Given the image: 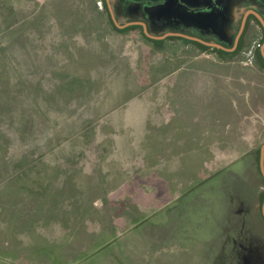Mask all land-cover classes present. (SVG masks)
<instances>
[{"label": "crops", "instance_id": "obj_1", "mask_svg": "<svg viewBox=\"0 0 264 264\" xmlns=\"http://www.w3.org/2000/svg\"><path fill=\"white\" fill-rule=\"evenodd\" d=\"M110 1L119 22H145L154 36L171 32L167 23L175 17L178 24L173 23V33L195 37L198 29L220 23L216 15H187L173 0ZM207 1L228 11L230 32L221 42L227 48L233 47L243 11L255 10L264 18V0H241L235 10L229 8L235 0ZM44 2L52 9L47 14L54 17L55 4L52 0ZM82 3L71 2L81 9ZM77 20L73 21L96 22L97 14ZM108 31L110 36L102 35L97 25H76L65 29L63 36L93 39L90 48L82 43L90 62H98V48L110 56L107 61L112 63L113 73L107 84L128 87L112 94V101L122 103L113 110L117 116L115 111L122 108L121 126L113 127V132L128 135L127 141L110 144L113 156L105 160L106 169L98 167L102 165L99 161L88 169L80 165L74 169V179L69 180L66 169L58 163L59 183L63 184L43 196L41 204L48 208L46 213L57 216L65 213L67 197L73 208L82 205L83 197H88L90 204L91 183L103 181L97 177L99 172L105 175V204V196L116 200V205L123 202V221L112 222L105 233L111 264H118L120 255L123 264H225L227 253L242 247L243 239L246 245L251 239L264 191L252 174L259 172L257 152L264 145V65L257 58L253 41L245 34L240 48L221 54L182 40L167 41L169 38L160 40V46L145 38L131 41L130 34L136 30ZM210 34L205 41L219 44ZM132 43L152 55L163 45L173 44V63L153 56L159 63L153 61L152 74L139 77L130 64L134 61L129 53ZM74 46L81 47L79 41H74ZM138 55L136 68L143 61ZM170 63L173 67L168 66ZM163 69L170 72L160 75L158 71ZM210 167L221 169L211 171ZM44 227L33 222L18 229L25 230L26 238L23 246L20 244L24 257L15 255L16 264L44 260L50 246V238L39 232ZM168 247H173V255L163 254Z\"/></svg>", "mask_w": 264, "mask_h": 264}, {"label": "rangeland", "instance_id": "obj_2", "mask_svg": "<svg viewBox=\"0 0 264 264\" xmlns=\"http://www.w3.org/2000/svg\"><path fill=\"white\" fill-rule=\"evenodd\" d=\"M44 1L0 0V264H16L15 255L24 257L20 244L23 246L26 232L18 229L31 226L33 222L40 228L44 224V229L39 232L50 238L44 260H34V264H111V255L107 254L105 248L109 238L105 233L112 222L123 221V202L121 200L116 205V200H109L105 196L106 205L102 200L105 175L98 172V179L104 182L91 183L94 189L89 191L90 204L89 198L83 197L82 205L73 208L67 197L65 213L61 211L59 216L46 213L48 208L41 204V198L51 195L59 184H63L59 183L58 163L66 169L69 180L74 179V169L80 165L88 169L90 164L93 166L95 161H99L98 164L102 165L98 167L106 169L105 160L113 156L110 144L127 141L128 135L113 132V127L121 126L122 108L115 111L119 112L117 116H114L113 110L121 107L122 103L111 98L112 94L122 93L128 87L107 84L112 81L113 73L112 63L107 61L109 55L103 54L98 46L99 60L97 63L90 62L88 50L82 43H87V48H90L93 39L63 36L65 29H72L76 25L79 28H94L97 25L102 35H107L108 30H115L114 23L103 0H82V9L72 5V0H52L55 4L54 17L47 14L52 9ZM173 1L179 4L175 6L179 11L194 18L219 17V26L200 28L196 35L207 40V33H211L222 44L230 32L227 9L214 1ZM241 2L235 0L229 8L238 9ZM65 3L70 4L65 7L70 10L68 13L64 7H60ZM246 11L242 12L236 32ZM89 14H97V21L77 22L78 17ZM75 18L77 21H73ZM127 23L119 22L121 25ZM173 23L178 24L176 17L167 23L172 26L171 32ZM246 35L248 40L253 41L254 50L258 51V45H263V27L254 21ZM130 38L131 41L144 40L143 29L133 31ZM74 41H79L81 47L74 46ZM158 50L159 56L152 55L148 54L147 49L131 44L129 53L134 61H130V64L134 66L137 76L149 77L154 69L153 61L159 63V60L165 59L173 63V44L163 45ZM137 55L139 59L140 56L141 60L143 58L140 68L135 65ZM172 63L168 66L173 67ZM158 72L161 75L170 70ZM210 169L216 171L221 167ZM252 174L264 186L260 169ZM261 193L256 223L253 222L255 229L251 231L255 236L259 235V239L264 233L261 211L264 191ZM16 241L19 246H16ZM245 242L243 239L242 245L245 247H242L246 250L237 245L239 251L242 249L255 254L259 251L260 243L252 245V239L247 245ZM163 252L164 255H173V247ZM121 258L120 255L118 264H123Z\"/></svg>", "mask_w": 264, "mask_h": 264}, {"label": "water", "instance_id": "obj_3", "mask_svg": "<svg viewBox=\"0 0 264 264\" xmlns=\"http://www.w3.org/2000/svg\"><path fill=\"white\" fill-rule=\"evenodd\" d=\"M106 3H107V6H108V9H109L112 21H113L114 25L118 29H126V28L132 27V26H140V27H142L143 32L146 35V37L149 38V39L155 40V41L164 40V39H167V38H170V37H178V38H183V39H187L189 41L200 43V44H202L204 46H207V47H210V48H213V49H219V50H222V51H234L239 46L240 39H241V37L243 35V32H244L248 17L250 15H254L259 20V22L261 23V25L264 28V18H263V16L261 14H259L255 10L247 11V13L243 17V20H242V23H241V27H240L237 35H236L233 47L227 48L224 45H221V44H218V43H214V42L205 41V40L200 39L198 37H195V36H192V35L183 34V33L169 32V33H166L165 35H162V36H154V35H152L149 32V29H148V27H147L145 22L134 21V22H129V23L125 24V25H121V24H119V22H118V20H117V18L115 16L111 1L110 0H106ZM261 55H262V57L264 59V44H263V47L261 48ZM259 166H260L261 174H262V176L264 178V145L260 149ZM262 212H263V215H264V202H263V205H262Z\"/></svg>", "mask_w": 264, "mask_h": 264}, {"label": "flooded vegetation", "instance_id": "obj_4", "mask_svg": "<svg viewBox=\"0 0 264 264\" xmlns=\"http://www.w3.org/2000/svg\"><path fill=\"white\" fill-rule=\"evenodd\" d=\"M251 16H254V15H250L248 17V20ZM255 17V16H254ZM256 18V17H255ZM257 19V18H256ZM243 20V19H242ZM248 20H247V23H246V26H245V29H244V32H243V35L245 36L246 32L248 31V27L250 24H248ZM258 20V19H257ZM259 22V20H258ZM242 23V21H241ZM250 23V22H249ZM259 24L261 25V23L259 22ZM262 26V25H261ZM240 27H241V24H240ZM263 27V26H262ZM240 29V28H239ZM264 29V28H263ZM239 31V30H238ZM242 35V37H243ZM241 37V38H242ZM236 38V37H235ZM241 40V39H240ZM263 44H264V35H263ZM240 43V42H239ZM239 47V46H238ZM262 46H260V48H262ZM259 48L260 52H261V49ZM257 51V50H256ZM261 211H262V208H261ZM263 214V212H262ZM263 218H264V215H263ZM264 226V224H263ZM256 234V232H255ZM259 235H254V233L252 234V245L254 244H257V243H260V249L259 251L257 250L256 254L255 253H250L248 251L244 252L242 251V249H236L234 251L233 254H230V253H227V261L225 262V264H264V233L262 234L261 238L259 239L258 237ZM245 247V246H243ZM241 247V248H243ZM246 250V248H243V250ZM233 256V257H232Z\"/></svg>", "mask_w": 264, "mask_h": 264}, {"label": "trees", "instance_id": "obj_5", "mask_svg": "<svg viewBox=\"0 0 264 264\" xmlns=\"http://www.w3.org/2000/svg\"><path fill=\"white\" fill-rule=\"evenodd\" d=\"M103 3H104L105 8L108 9V6H107V3H106V0H103ZM251 20H255V21L258 22V20H257L254 16H251V17L249 18V20H248V24H249V22H250ZM258 23H259V22H258ZM114 28H115V30H117V31H128V30L141 29L142 27H140V26H132V27H128V28H126V29H124V30H119V29L114 25ZM144 36H145V38H146L148 41H150V42L156 44L157 46H160L161 43H162V42H160V41H155V40H152V39L147 38L145 34H144ZM169 39H170V40H182V41H184L185 43H187V44H191V45H194V46L198 47L199 49H201V50H203V51H209V50H212V51H214V52H218V53H221V54L224 53V51H222V50H219V49H213V48H210V47L204 46V45H202V44H200V43L193 42V41H189V40H187V39L178 38V37H170ZM243 39H244V35H243V37H242L241 40H240L239 48L241 47V44H242ZM256 55H257V58H258L259 62H261V63L264 65V59H263V57H262L261 52H260L259 49H258V51H256ZM259 154H260V151L257 152V155H258V156H257L258 162H259Z\"/></svg>", "mask_w": 264, "mask_h": 264}, {"label": "built area", "instance_id": "obj_6", "mask_svg": "<svg viewBox=\"0 0 264 264\" xmlns=\"http://www.w3.org/2000/svg\"><path fill=\"white\" fill-rule=\"evenodd\" d=\"M98 4H101V3H98ZM258 48H260V45H258ZM256 51V50H255Z\"/></svg>", "mask_w": 264, "mask_h": 264}]
</instances>
